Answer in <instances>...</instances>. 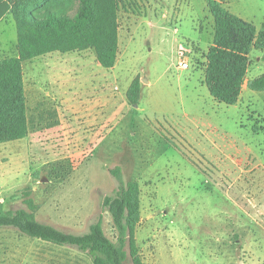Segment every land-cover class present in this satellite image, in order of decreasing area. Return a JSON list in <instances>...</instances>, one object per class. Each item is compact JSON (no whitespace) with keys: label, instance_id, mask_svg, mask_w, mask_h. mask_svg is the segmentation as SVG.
<instances>
[{"label":"rangeland","instance_id":"rangeland-1","mask_svg":"<svg viewBox=\"0 0 264 264\" xmlns=\"http://www.w3.org/2000/svg\"><path fill=\"white\" fill-rule=\"evenodd\" d=\"M12 1L16 8L17 0ZM224 5L263 26L264 0H224ZM20 7L63 8L73 16L80 1L24 0ZM118 20L120 48L113 68L85 61L83 69L73 63L59 69L73 74L79 90L116 81L126 92L138 75L139 103L91 149L79 137L63 136L64 105L37 96L27 80L32 132L0 143V210L26 207L28 192L41 222L80 234L103 215L105 232L116 241L102 201L119 189L111 172L119 166L125 182H140L136 235L144 264H264V91L249 89L236 104L212 96L205 82L214 26L208 0H120ZM8 37L16 39V27L3 23L0 38ZM86 52L93 58L92 49ZM181 52L188 69L178 66ZM29 63H24L27 74ZM263 73L264 50L253 49L246 76ZM45 87L39 84L40 94ZM54 110L60 124L48 128L43 116ZM0 264L93 263L75 246L2 226Z\"/></svg>","mask_w":264,"mask_h":264},{"label":"trees","instance_id":"trees-1","mask_svg":"<svg viewBox=\"0 0 264 264\" xmlns=\"http://www.w3.org/2000/svg\"><path fill=\"white\" fill-rule=\"evenodd\" d=\"M79 1L78 11L71 16L63 8L20 10L24 0H17L16 8L10 0L19 31V56L0 59V143L25 138L30 132L23 70L25 60L52 51L92 49L102 66H115L120 48V0ZM208 8L214 26L213 44L205 54V82L216 100L236 104L247 80L251 51L264 50V24L258 28L234 14L224 5V0H208ZM141 85L139 76L131 82L127 90L130 104L139 103ZM247 86L264 91V73L248 79ZM50 117L54 118V113ZM111 172L120 181L119 189L106 195L102 206L111 216L116 241L106 234L103 215L87 232L80 234L41 222L36 217L37 206L28 192L24 197L26 207L0 210V227L14 226L47 242L75 246L85 252L93 264H144L136 235L141 221L140 182H125L119 166Z\"/></svg>","mask_w":264,"mask_h":264},{"label":"crops","instance_id":"crops-1","mask_svg":"<svg viewBox=\"0 0 264 264\" xmlns=\"http://www.w3.org/2000/svg\"><path fill=\"white\" fill-rule=\"evenodd\" d=\"M11 8L12 3L10 0H0V25L3 23L8 25L14 24L17 30L16 39H10L9 37L0 38V59L19 56V50L17 47L19 31L17 21L15 17H13ZM5 31L6 30L2 31L3 35ZM86 51L87 50L73 52L52 51L35 58L25 60L23 62L24 83L27 105V80H29L32 85V89L37 96H47V99L53 98V100H57V103L64 105L66 113L64 119L61 116V124L55 110L54 119L46 114V116H43V119L47 120L45 124L48 128H52L60 124V130L66 139H69V137H79L81 142H85L91 149H95L96 147H99V145H101V143H103L114 131L119 122L132 109L133 105L130 104L127 99V90L129 87L126 92H120L116 81L111 86L101 84L93 90H79L77 86H73L75 83L73 81V74L68 76L61 74L62 70L59 69V67L64 63L76 64L79 67L81 66V69L84 68L85 61L90 62L93 66H99L100 63H98L99 61L97 60L96 55H94L95 53L93 54V58H87L85 55L87 53ZM26 61L30 62L26 66L28 67V74L26 68L24 67V63ZM72 70L73 69L70 71ZM74 71L75 69L73 72ZM95 75L99 76L101 74L95 73ZM248 79H250V77L247 76V80ZM247 80L242 88V92L237 103L243 99L245 92L250 94L251 91H254L252 89L251 91L249 90L250 88L247 86ZM39 84H44V86H46L43 94H40L39 92ZM120 101L122 102V106H118ZM121 107H124V112H122ZM47 111L48 110L44 109L42 112L45 113ZM46 117H48V119ZM31 132L30 125V132L28 136ZM69 142V140L66 142L67 146Z\"/></svg>","mask_w":264,"mask_h":264},{"label":"built area","instance_id":"built-area-1","mask_svg":"<svg viewBox=\"0 0 264 264\" xmlns=\"http://www.w3.org/2000/svg\"><path fill=\"white\" fill-rule=\"evenodd\" d=\"M181 56L182 59L181 61L179 62V67L182 68V69H188L190 67V62L186 60V58L184 57L185 56V53L181 52Z\"/></svg>","mask_w":264,"mask_h":264}]
</instances>
